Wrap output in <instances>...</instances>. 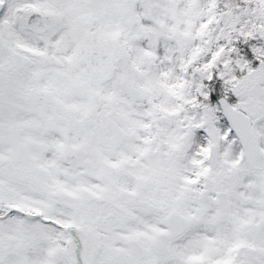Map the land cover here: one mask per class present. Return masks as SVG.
<instances>
[{
  "label": "snow or ice",
  "instance_id": "1",
  "mask_svg": "<svg viewBox=\"0 0 264 264\" xmlns=\"http://www.w3.org/2000/svg\"><path fill=\"white\" fill-rule=\"evenodd\" d=\"M0 264H264V0H0Z\"/></svg>",
  "mask_w": 264,
  "mask_h": 264
}]
</instances>
